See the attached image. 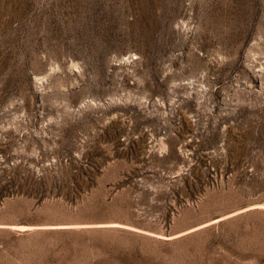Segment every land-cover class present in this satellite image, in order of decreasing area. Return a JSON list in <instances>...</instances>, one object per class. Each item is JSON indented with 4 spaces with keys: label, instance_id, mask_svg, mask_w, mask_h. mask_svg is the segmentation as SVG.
Instances as JSON below:
<instances>
[{
    "label": "rangeland",
    "instance_id": "374dc122",
    "mask_svg": "<svg viewBox=\"0 0 264 264\" xmlns=\"http://www.w3.org/2000/svg\"><path fill=\"white\" fill-rule=\"evenodd\" d=\"M0 264H264V0H0Z\"/></svg>",
    "mask_w": 264,
    "mask_h": 264
}]
</instances>
